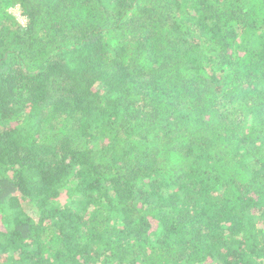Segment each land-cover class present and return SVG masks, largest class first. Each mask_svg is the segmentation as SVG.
<instances>
[{
	"label": "trees",
	"instance_id": "obj_1",
	"mask_svg": "<svg viewBox=\"0 0 264 264\" xmlns=\"http://www.w3.org/2000/svg\"><path fill=\"white\" fill-rule=\"evenodd\" d=\"M0 264H264V0H0Z\"/></svg>",
	"mask_w": 264,
	"mask_h": 264
},
{
	"label": "rangeland",
	"instance_id": "obj_2",
	"mask_svg": "<svg viewBox=\"0 0 264 264\" xmlns=\"http://www.w3.org/2000/svg\"><path fill=\"white\" fill-rule=\"evenodd\" d=\"M15 18L16 20L22 25L26 26L27 20L26 18L21 14V11L18 6L13 7L9 11Z\"/></svg>",
	"mask_w": 264,
	"mask_h": 264
}]
</instances>
